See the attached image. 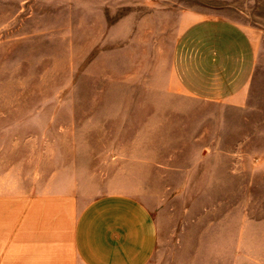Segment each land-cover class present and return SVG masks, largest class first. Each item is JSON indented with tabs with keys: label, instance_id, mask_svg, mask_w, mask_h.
Returning a JSON list of instances; mask_svg holds the SVG:
<instances>
[{
	"label": "rangeland",
	"instance_id": "rangeland-1",
	"mask_svg": "<svg viewBox=\"0 0 264 264\" xmlns=\"http://www.w3.org/2000/svg\"><path fill=\"white\" fill-rule=\"evenodd\" d=\"M184 12L258 34L246 105L163 88ZM66 187L146 204L148 264H230L240 230L264 264V0H0V192Z\"/></svg>",
	"mask_w": 264,
	"mask_h": 264
},
{
	"label": "crops",
	"instance_id": "crops-1",
	"mask_svg": "<svg viewBox=\"0 0 264 264\" xmlns=\"http://www.w3.org/2000/svg\"><path fill=\"white\" fill-rule=\"evenodd\" d=\"M259 51L254 30L184 12L163 88L244 106ZM241 234L240 254L229 263L255 264ZM158 242L152 211L130 193H105L80 205L69 187L0 192V264H148Z\"/></svg>",
	"mask_w": 264,
	"mask_h": 264
}]
</instances>
